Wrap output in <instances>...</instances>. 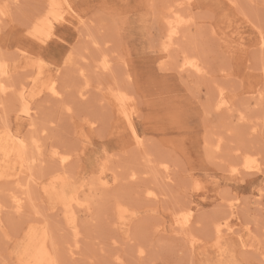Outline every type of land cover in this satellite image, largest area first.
<instances>
[{
  "label": "rangeland",
  "instance_id": "rangeland-1",
  "mask_svg": "<svg viewBox=\"0 0 264 264\" xmlns=\"http://www.w3.org/2000/svg\"><path fill=\"white\" fill-rule=\"evenodd\" d=\"M68 1L73 15L55 21L42 44L27 31L45 0H0L7 12L0 14V58L11 80L30 87L35 67L28 62L44 61L62 98H36L32 132L15 111V93L0 94V162L7 159L0 196L8 203L0 215V264H26L29 242L39 246L29 253L47 248L58 264H264V0ZM169 5L182 11L184 33L168 46L162 13ZM104 56L110 68L100 72ZM219 89L230 110L216 109ZM117 92L133 103L141 146L112 104ZM32 133L44 152L25 169L13 134ZM54 149L69 155L65 166L51 156ZM32 154L39 156L33 147ZM246 155L261 170L246 172ZM234 164L239 173L230 171ZM20 183L27 200L18 214L10 194L21 193ZM190 208L188 231L173 232L172 212ZM218 216H230L235 230L220 248L212 224Z\"/></svg>",
  "mask_w": 264,
  "mask_h": 264
},
{
  "label": "bare ground",
  "instance_id": "bare-ground-1",
  "mask_svg": "<svg viewBox=\"0 0 264 264\" xmlns=\"http://www.w3.org/2000/svg\"><path fill=\"white\" fill-rule=\"evenodd\" d=\"M176 2H178V1H176ZM4 3H6V2H4ZM181 5H182V3H181ZM178 8L179 7H177V9H176L174 5H169V7L167 6V8H164L165 12L162 13L163 14L162 17H163V20H164V23H163L164 29L166 27L165 30H167V33L165 34V36L167 38V45L168 46L169 45H173V44L176 43V42L175 43H173V42L175 41L174 39H176L177 36H179L180 31H182V33H184L183 32L184 31V26H181L182 25V22H181L182 20H181L180 16L178 15L182 11H180V13H177L176 11L178 10ZM73 11L74 10H73V8H72V6H71V4L69 3L68 0H45V5H44L42 11L39 12L34 17L30 27L28 26V31H27L28 35L30 37L34 38L37 42H41L42 44L45 43L46 40L49 38V36L52 33V29H53L55 21L64 22V21L69 20L68 18H69L70 15H73ZM0 14L1 15L7 14V12L5 11V8H4L3 5H0ZM185 18H187V16ZM182 19H183V17H182ZM188 19H189V17H188ZM190 19H189V21H190ZM75 21H77V20H75ZM190 24H191V22H190ZM180 26L183 27V28L180 29ZM185 26H186V24H185ZM78 28H80V27H78ZM259 44H261L260 47L264 46V37H262L259 40ZM72 50H74V49L72 48ZM227 52H229V51L227 50ZM94 59L95 58H93V60ZM43 62L44 61H41V60H39V62L38 61L37 62L36 61L28 62V65L30 64V66H33V67L36 68V69L34 68V71H35L34 75L29 77V79H30L29 86L30 87H28L26 82L23 83L22 81L17 82V81L11 80L12 75H11L10 69L8 68V64H7L5 59L0 58V94L6 96L10 92H13V94L15 93V95L17 97L16 101L18 102V105H17V108H16L15 111L17 113L23 114L24 116L27 117V119H29V130L32 131V132H36V128H37L35 126V123H34L35 114H36V111H37L36 104H35L36 98L41 96L42 94H46V95L48 94L52 98L54 97V99L55 98L57 99L61 95V90H60V86H59L60 83H58V80L56 78H54L53 76L46 74L45 67L47 66V64H46V66H44V64H42ZM184 64L185 65L188 64L189 67L192 68L196 72H201L202 73V71H203L202 66L198 63L197 60H195V61L194 60H188L187 63L184 62ZM96 68L100 72H102V71L105 72V71L109 70V68H110V61H108V59L105 58V56H104L103 59L100 60V63L97 64ZM87 84H89V83H87ZM85 88L87 89L86 83H85ZM85 95H86L85 91L82 90L81 93H80V96L84 97ZM62 96H63V94H62ZM0 98H2V96ZM60 99H62V98H60ZM111 100H112V104L116 106L119 114L122 116L121 118L124 119V121L126 122L127 126L129 127L131 135H132V138H133V144L135 146H141L142 145L141 135L139 134V132L135 128V126L133 124V121H132L133 120L132 112H130V110L128 109L129 106L131 104H133V103H131V104L129 103L130 98L127 96L126 93L117 92V93L114 94V97ZM133 101H134V99H133ZM0 102H2V104H3V99L2 100L0 99ZM215 103H216L215 104L216 109L220 110V111L221 110H225V109L226 110H230L231 107H232L231 104H229V101L227 100L226 94H225L223 89H219V92H218V95L216 97ZM2 104H1V106H2ZM115 114H116V112H115ZM13 136H12L13 137V141L22 150L23 157H22L21 161H18V160L17 161L21 162L23 164V168L27 169V167L30 168L32 165L33 166L36 165V163L40 164L41 163V160H40L41 157L40 156L43 155L42 153L44 152L43 144H42L41 140L39 138L35 137L36 136L35 134L31 135V137H28V136H23L22 137V136H19V135L17 136V135H14V134H13ZM216 146H218L217 148H220L219 147L220 144H218V145L216 144ZM32 147L36 151H38V153H39L38 155L39 156H35L36 153L30 155V149ZM31 153H32V151H31ZM51 156L57 162L61 163L63 166H65L68 163V160H69V155L61 154L58 150H55V149H54L53 153L51 154ZM43 158H44V156H43ZM6 160L7 159L5 157V158H3V161L0 162V176H3V177H5L7 175V174H1L2 173L1 169H3V166L5 165L4 162L6 163ZM38 160H39V162H38ZM9 162H11V160H9L8 163ZM15 164L18 165L17 163H15ZM15 164H13V165H15ZM242 164H243V166H244L243 168L245 169L246 172H251V171H254V170H261V164H258V163L254 164L252 162L251 158L249 156H247V155L245 156V159L243 160ZM163 167H164L163 169L166 170L168 168V165H165ZM23 171H25V170H23ZM168 171H167V173H168ZM230 171L239 173L241 170H239L238 166L236 164H234V165H232ZM163 172H165V171L163 170ZM167 173L165 172L163 174L164 175L166 174V176H167ZM131 175H132V177L136 176L135 173H132ZM0 179H3V178H0ZM34 181H36V180H34ZM37 183L38 182H36L35 184H37ZM25 185H26L25 183H20L18 188L20 190H22L21 193H18L19 190H17V191L16 190H12V192L10 194L9 190H8V193L10 194V197L12 198L11 199V209L15 213H18V214H20L23 211V209H24V207L26 205L25 203H26V200H27V198H26L27 196H25V194H26V190L24 189ZM27 190H29V189H27ZM147 191H148L147 192L148 194L147 193L146 194L149 197L150 196L151 197H156V193L153 190L149 189ZM8 193H6V194L8 195ZM1 197L2 196H0V215H2V213L5 211V208L8 206L7 205L8 203H4V201L2 202V198ZM229 206H230V209H231L232 213H234V208L237 207L236 206V202L234 200H231L230 203H229ZM183 210H182V215H178V216L175 215V212H172L173 219L171 220V225L170 224L169 225L171 226V230L173 232H175V233L179 232V233L185 234L188 231L190 225H192L191 223L193 221V209L190 208L189 209L190 212H187V214H183L184 213ZM184 211H186V208H185ZM217 218H219V216ZM231 223L232 222L230 220V216L222 217V218H219L217 220L214 219V223H212V224H213V230H214L215 235L217 237L216 244H217L218 248H220V244H222V241H223V239H224L226 234H228L230 232H235V230L233 228V225ZM162 228H164V227H162ZM74 229H72V230H74ZM33 230H31V231H33ZM45 233H46V231L43 230L42 234H45ZM47 233H49V232H47ZM166 233H168V231ZM30 234H31V237H33V233L30 232ZM169 234H171V233H169ZM37 235H38V233H37ZM76 235L77 236L79 235L78 231L76 232ZM179 235H181V234H179ZM35 236H36V234H35ZM41 236H43V235H41ZM169 236H171V235H169ZM36 237H39V236H36ZM47 237H49V236H47ZM30 238H29V241H30ZM41 238L39 239L40 241H41ZM36 239H38V238H36ZM190 240L196 243V240L195 241L193 239H190ZM46 242H48V241H46ZM43 244H45V245H42V246H46V243H43ZM72 244H74V243H72ZM37 245L35 246V245H33V244H31L29 242V244H28V246L26 248V250H27V257H26V260H25L26 264H58L57 260L55 258L56 257L55 254H54L55 257L52 256V253L49 252L48 251L49 249L47 250V248H46V251H43V250L42 251L41 250L37 251V249H34L33 251L31 250L32 252L30 251L31 253H29V250L31 249L30 247L39 248V246H37ZM46 247H48V246H46ZM43 248H45V247H43ZM43 248L40 247V249H43ZM65 248H67V247H65ZM192 249H193V247H192ZM35 251H37V252H35ZM105 251H106V249H105ZM141 252H142V250H141ZM69 253H70L71 256L77 255L78 251H77L76 243H75V245L69 246ZM140 256H142V255H140Z\"/></svg>",
  "mask_w": 264,
  "mask_h": 264
},
{
  "label": "snow or ice",
  "instance_id": "snow-or-ice-1",
  "mask_svg": "<svg viewBox=\"0 0 264 264\" xmlns=\"http://www.w3.org/2000/svg\"><path fill=\"white\" fill-rule=\"evenodd\" d=\"M199 185H197V187H198Z\"/></svg>",
  "mask_w": 264,
  "mask_h": 264
}]
</instances>
